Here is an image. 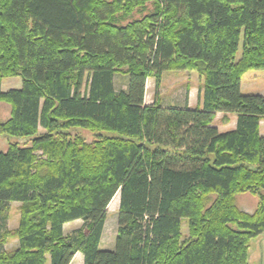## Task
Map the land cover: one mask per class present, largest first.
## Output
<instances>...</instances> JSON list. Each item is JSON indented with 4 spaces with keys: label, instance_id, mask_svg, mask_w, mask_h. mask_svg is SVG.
I'll return each instance as SVG.
<instances>
[{
    "label": "trees",
    "instance_id": "1",
    "mask_svg": "<svg viewBox=\"0 0 264 264\" xmlns=\"http://www.w3.org/2000/svg\"><path fill=\"white\" fill-rule=\"evenodd\" d=\"M147 3L152 15L115 23ZM259 70L264 0H0V102L10 105L0 134L30 138L0 152V264H71L77 253L83 264H247L264 233V96L240 84ZM168 71L202 78L196 108L145 105L147 80L158 90ZM8 77L21 88L2 91ZM217 113L235 114L236 129L220 133ZM243 193L259 195L252 214L234 202ZM116 195L114 249L101 250Z\"/></svg>",
    "mask_w": 264,
    "mask_h": 264
},
{
    "label": "rangeland",
    "instance_id": "2",
    "mask_svg": "<svg viewBox=\"0 0 264 264\" xmlns=\"http://www.w3.org/2000/svg\"><path fill=\"white\" fill-rule=\"evenodd\" d=\"M112 1V0H110ZM154 13L153 3H147L143 9L137 10L129 16V18L123 19L121 15L116 18V24H127L130 20H139L147 15ZM243 46V39L239 44V50L237 53V59L241 57ZM243 88L241 90L243 95H258L264 91V70L251 71L246 73L243 78ZM124 79L117 76L116 87L118 89L123 87ZM202 78L196 72L189 71H168L164 72L161 78L160 86L158 90L155 88V80L150 78L147 80L145 87V105H151L154 102L160 103L163 107H180L188 102L193 106L198 103L199 92L202 87ZM22 86V80L19 77H8L2 80L1 90L4 92L10 90L20 89ZM194 108V107H193ZM10 116V105L4 102H0V124L6 122ZM216 123L220 124L221 120ZM43 131L40 130V133ZM71 134L81 135L87 143H91L94 139V135L83 129H73ZM17 142L19 145H29L30 138H14L4 134H0V152L5 153L8 150V144ZM215 197L212 195L209 198L207 207L212 204ZM236 206L248 213L252 214L259 203V195L252 193L236 194L234 198ZM19 208L20 204L11 203L8 206V221L7 228L9 230H15L18 226L19 220ZM119 204L116 200L111 201L108 206L107 219L102 235L100 249L101 250H113L115 245V238L117 235V213ZM83 222L77 221L66 227V236H70L76 230L82 228ZM182 238L184 240L188 237V222L184 220L181 225ZM17 240L12 239L4 249L12 250L15 248ZM73 264H83L81 258L74 259ZM247 264H264V233L251 240L248 250Z\"/></svg>",
    "mask_w": 264,
    "mask_h": 264
},
{
    "label": "crops",
    "instance_id": "3",
    "mask_svg": "<svg viewBox=\"0 0 264 264\" xmlns=\"http://www.w3.org/2000/svg\"><path fill=\"white\" fill-rule=\"evenodd\" d=\"M124 78H125V79H124V83H123V87H122V88H124L125 85H126V77H124ZM116 79H117V76L115 77V81H116ZM202 81H203V80H202ZM240 88H241V90H242V88H243V81H242V80H241ZM258 95L264 96V91L261 92V93L258 94ZM199 103H200V102L198 101V103L195 104V106H193L190 102H188V103H186V104H184V105H182V106H180V107H183V106L186 105V106H188L189 108H193V107L196 108V107L199 105ZM223 118H224V114L217 113L216 116H215L214 122H213V126L216 127L220 133H226V132L233 131V130L236 129V125H237V116H236L235 114H228V115H227V120H224ZM218 120H221V123H220V124L216 123ZM259 133H260V136L264 137V119L261 120L260 123H259ZM79 221H80V220H79ZM75 222H77V221H75ZM73 223H74V222H72V223H68V224L64 225V227H63V234H64V236H66V227L71 226V224H73ZM103 232H104V231H103ZM102 235H103V234H102ZM101 239H102V238H101ZM100 243H101V242H100ZM14 246H15V247L17 246V242H16V244H15ZM100 246H101V245H100ZM5 250H6V249H5ZM77 257L81 258L82 261H83V256H82V254H81V253H77V254L74 256V258H73L71 264H73L74 259L77 258Z\"/></svg>",
    "mask_w": 264,
    "mask_h": 264
},
{
    "label": "bare ground",
    "instance_id": "4",
    "mask_svg": "<svg viewBox=\"0 0 264 264\" xmlns=\"http://www.w3.org/2000/svg\"><path fill=\"white\" fill-rule=\"evenodd\" d=\"M116 200V202L119 204V195H116L112 201Z\"/></svg>",
    "mask_w": 264,
    "mask_h": 264
}]
</instances>
